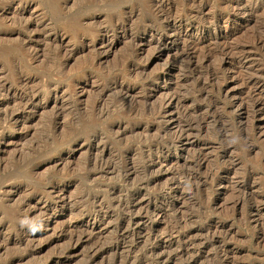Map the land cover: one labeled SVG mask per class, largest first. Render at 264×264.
Segmentation results:
<instances>
[{"label": "rangeland", "instance_id": "1", "mask_svg": "<svg viewBox=\"0 0 264 264\" xmlns=\"http://www.w3.org/2000/svg\"><path fill=\"white\" fill-rule=\"evenodd\" d=\"M0 203V264H264V0H0Z\"/></svg>", "mask_w": 264, "mask_h": 264}, {"label": "bare ground", "instance_id": "2", "mask_svg": "<svg viewBox=\"0 0 264 264\" xmlns=\"http://www.w3.org/2000/svg\"><path fill=\"white\" fill-rule=\"evenodd\" d=\"M156 5V4H155ZM161 6H162V4H161V2H159L158 4H157V8H159V9H161ZM241 50H243V48H241ZM177 98V95L176 94H172V96H170V99L169 100H174V99H176ZM203 118H198V117H196V118H194V119H187L186 120V125H183V124H181V122H180V125H179V130H178V134H177V136H176V138H181V137H183V136H187V130L188 129H191L193 126H198V125H200V120H202ZM96 163V162H95ZM100 168H101V166H99ZM102 169H103V167H102ZM9 198V196L8 197H6V199H8ZM26 203H28V202H26ZM6 205H5V203H0V208H3V207H5ZM97 212L95 211V213H91V214H93V218H96L97 217V214H96ZM127 234V232L125 231V230H123V232H122V236L124 237L125 235ZM10 238V237H9ZM77 240H80V237L79 238H77ZM94 256H92V258H93ZM128 261L129 260H127L126 262H123V264H127L128 263Z\"/></svg>", "mask_w": 264, "mask_h": 264}]
</instances>
